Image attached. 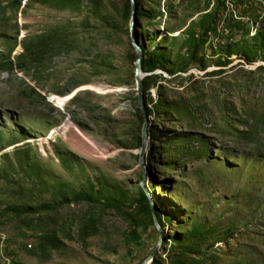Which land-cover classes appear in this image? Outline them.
I'll list each match as a JSON object with an SVG mask.
<instances>
[{"label":"rangeland","instance_id":"rangeland-1","mask_svg":"<svg viewBox=\"0 0 264 264\" xmlns=\"http://www.w3.org/2000/svg\"><path fill=\"white\" fill-rule=\"evenodd\" d=\"M234 4L0 0V264H264V18Z\"/></svg>","mask_w":264,"mask_h":264},{"label":"water","instance_id":"water-1","mask_svg":"<svg viewBox=\"0 0 264 264\" xmlns=\"http://www.w3.org/2000/svg\"><path fill=\"white\" fill-rule=\"evenodd\" d=\"M134 41H135L136 47H137L138 52H139V57H138L137 62H136V68H137L136 76H137V80H138V93H139V97H140V100H141V104H142L144 112H145V117H147L146 104H145V100H144V96H143V92H144V89H143V77L145 76V73L142 70V61H143V58H144V49L141 46V44L139 43V41L136 38V36H134ZM143 151H145V145L143 147ZM153 212L155 214V208H153ZM149 262L150 261L148 260V261H145V262H143L141 264H149Z\"/></svg>","mask_w":264,"mask_h":264},{"label":"built area","instance_id":"built-area-1","mask_svg":"<svg viewBox=\"0 0 264 264\" xmlns=\"http://www.w3.org/2000/svg\"><path fill=\"white\" fill-rule=\"evenodd\" d=\"M225 1V4L228 8V10H232V12L234 13L233 16L236 18V19H240L241 16H240V12L237 8H234L236 7V5L234 4V2L236 3V0H224ZM246 2V6H249L251 7L253 10H257L260 14V18L263 19L264 18V0H244ZM223 24H225V19L222 21ZM254 24L256 25V27L254 26ZM257 25H258V22H253L252 21V25H251V28L252 29H256L257 28ZM226 26H222V28H218V31H221L224 30Z\"/></svg>","mask_w":264,"mask_h":264},{"label":"trees","instance_id":"trees-1","mask_svg":"<svg viewBox=\"0 0 264 264\" xmlns=\"http://www.w3.org/2000/svg\"><path fill=\"white\" fill-rule=\"evenodd\" d=\"M144 63H145V66L148 70H155L158 68L164 69L165 68L156 56H150L149 58L144 60Z\"/></svg>","mask_w":264,"mask_h":264}]
</instances>
